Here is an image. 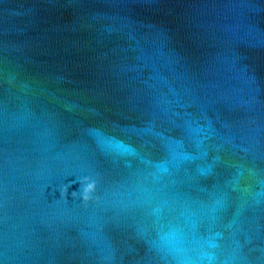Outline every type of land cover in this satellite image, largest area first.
I'll return each instance as SVG.
<instances>
[{
    "label": "water",
    "instance_id": "95a60500",
    "mask_svg": "<svg viewBox=\"0 0 264 264\" xmlns=\"http://www.w3.org/2000/svg\"><path fill=\"white\" fill-rule=\"evenodd\" d=\"M0 264H264V0H0Z\"/></svg>",
    "mask_w": 264,
    "mask_h": 264
},
{
    "label": "clouds",
    "instance_id": "9594fccd",
    "mask_svg": "<svg viewBox=\"0 0 264 264\" xmlns=\"http://www.w3.org/2000/svg\"><path fill=\"white\" fill-rule=\"evenodd\" d=\"M11 83V81H9ZM81 184V189L79 191V193H77L76 191H73L71 193L73 198H76L79 195V198L82 200V202L87 205L89 202L93 201V199L95 198V192H96V181L93 180L91 177H83L80 181ZM70 186H65L61 189V196L63 198H67V194H68V188Z\"/></svg>",
    "mask_w": 264,
    "mask_h": 264
}]
</instances>
